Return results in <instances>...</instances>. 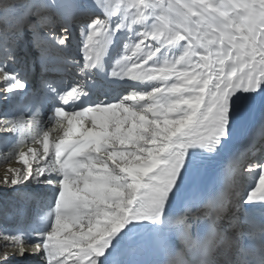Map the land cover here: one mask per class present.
<instances>
[{
    "label": "snow or ice",
    "instance_id": "obj_1",
    "mask_svg": "<svg viewBox=\"0 0 264 264\" xmlns=\"http://www.w3.org/2000/svg\"><path fill=\"white\" fill-rule=\"evenodd\" d=\"M0 108V264H264V0H0Z\"/></svg>",
    "mask_w": 264,
    "mask_h": 264
},
{
    "label": "bare ground",
    "instance_id": "obj_2",
    "mask_svg": "<svg viewBox=\"0 0 264 264\" xmlns=\"http://www.w3.org/2000/svg\"><path fill=\"white\" fill-rule=\"evenodd\" d=\"M74 47H77L78 50H74L73 49ZM72 51H73V55L80 54V37L75 31H73V36H72ZM119 54H121V44L120 41L118 40L116 46L113 47L112 49L111 56L109 57V64H112L114 62L113 58L118 56ZM132 83L134 82L120 81L117 85L114 84V86L111 89H109L110 96L114 97V96L129 94L132 91L139 90L140 87L146 86V85H140L137 88H133L130 86ZM3 112L4 109L0 108V115H2ZM16 114L24 122H27L30 119L28 114L24 111L23 106H21L20 109L16 110ZM43 127L45 131H49L50 143L54 142L56 137L62 135V131L58 129L55 124L49 123L47 120H45ZM34 134H35L34 130L27 131V136H28L27 146L29 147L33 146L31 144V136ZM244 138L245 135L242 136L237 142L244 140ZM19 146L20 143H19L18 135L13 136L12 134H7V136H5L4 134H0V175H3V173L9 168L20 166V162L17 159L10 160L9 158V153L11 152V150L14 147H19ZM35 146L40 147L39 144ZM261 149H264V127L262 128V132L257 137L256 141L249 147L241 150L238 153V155L243 157L245 162H251L261 157ZM32 163L33 165H35L36 162L32 161ZM244 182L247 183L250 181L246 178ZM12 191L13 190L11 189H0V205H3L5 201L9 200L13 196Z\"/></svg>",
    "mask_w": 264,
    "mask_h": 264
},
{
    "label": "water",
    "instance_id": "obj_3",
    "mask_svg": "<svg viewBox=\"0 0 264 264\" xmlns=\"http://www.w3.org/2000/svg\"><path fill=\"white\" fill-rule=\"evenodd\" d=\"M255 128H256V127H255ZM255 128L251 131V133H247V134H246L245 141L242 142V143L240 144V146H239L240 149H241L242 147H244L245 145H247V144L249 143V141L252 139V137L255 135V133H256V129H255Z\"/></svg>",
    "mask_w": 264,
    "mask_h": 264
},
{
    "label": "rangeland",
    "instance_id": "obj_4",
    "mask_svg": "<svg viewBox=\"0 0 264 264\" xmlns=\"http://www.w3.org/2000/svg\"><path fill=\"white\" fill-rule=\"evenodd\" d=\"M262 128H263L262 126H259L258 131H257L256 135L253 137L251 143H250L249 145H247L246 147H244V149L247 148V147H249L250 145H252V144L256 141L257 137H258V136L261 134V132H262Z\"/></svg>",
    "mask_w": 264,
    "mask_h": 264
}]
</instances>
